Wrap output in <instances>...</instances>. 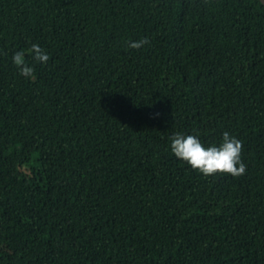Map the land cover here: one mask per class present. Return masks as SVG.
I'll return each mask as SVG.
<instances>
[{
  "label": "trees",
  "instance_id": "16d2710c",
  "mask_svg": "<svg viewBox=\"0 0 264 264\" xmlns=\"http://www.w3.org/2000/svg\"><path fill=\"white\" fill-rule=\"evenodd\" d=\"M224 130L239 176L169 150ZM0 264H264V4L0 0Z\"/></svg>",
  "mask_w": 264,
  "mask_h": 264
},
{
  "label": "clouds",
  "instance_id": "9594fccd",
  "mask_svg": "<svg viewBox=\"0 0 264 264\" xmlns=\"http://www.w3.org/2000/svg\"><path fill=\"white\" fill-rule=\"evenodd\" d=\"M148 43V37H140L128 42V47L141 48ZM28 57H30V62ZM49 53L38 43H31L27 49L15 50L11 55V62L17 73L28 79L34 77V65L46 64ZM242 142L227 130L221 132L217 143L205 145L200 137L194 133L173 132L169 137V150L178 159L185 162L192 169L207 176L216 172L239 176L245 171V164L241 159Z\"/></svg>",
  "mask_w": 264,
  "mask_h": 264
},
{
  "label": "water",
  "instance_id": "95a60500",
  "mask_svg": "<svg viewBox=\"0 0 264 264\" xmlns=\"http://www.w3.org/2000/svg\"><path fill=\"white\" fill-rule=\"evenodd\" d=\"M262 4H264V0H260Z\"/></svg>",
  "mask_w": 264,
  "mask_h": 264
}]
</instances>
